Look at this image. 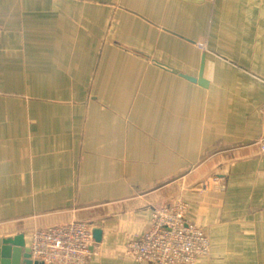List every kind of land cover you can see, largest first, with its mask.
<instances>
[{
    "label": "crops",
    "instance_id": "obj_1",
    "mask_svg": "<svg viewBox=\"0 0 264 264\" xmlns=\"http://www.w3.org/2000/svg\"><path fill=\"white\" fill-rule=\"evenodd\" d=\"M263 136L264 0H0V264L80 220L86 264H156L121 246L179 198L213 246L179 264H264Z\"/></svg>",
    "mask_w": 264,
    "mask_h": 264
},
{
    "label": "built area",
    "instance_id": "obj_2",
    "mask_svg": "<svg viewBox=\"0 0 264 264\" xmlns=\"http://www.w3.org/2000/svg\"><path fill=\"white\" fill-rule=\"evenodd\" d=\"M258 143L264 150V136ZM189 212L190 205L183 198L156 206L150 225L123 242L122 256L156 264L195 263L210 258L211 237L199 217ZM23 236L32 257L44 264H86L95 242L94 227L81 220L28 229Z\"/></svg>",
    "mask_w": 264,
    "mask_h": 264
},
{
    "label": "water",
    "instance_id": "obj_3",
    "mask_svg": "<svg viewBox=\"0 0 264 264\" xmlns=\"http://www.w3.org/2000/svg\"><path fill=\"white\" fill-rule=\"evenodd\" d=\"M188 1H197V0H188ZM102 237H103L102 230L99 229V228L94 229L95 241L96 242H101L102 241ZM23 240H24V236L23 235H20V236H18L16 238V241H23ZM10 250H11V247L9 245L3 247V251H4L5 254L9 253ZM12 250H13V247H12Z\"/></svg>",
    "mask_w": 264,
    "mask_h": 264
}]
</instances>
